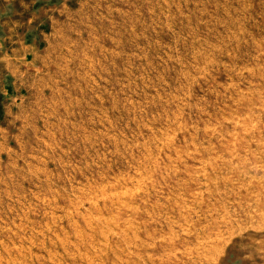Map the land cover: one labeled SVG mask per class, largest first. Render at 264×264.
<instances>
[{"label": "rangeland", "instance_id": "1", "mask_svg": "<svg viewBox=\"0 0 264 264\" xmlns=\"http://www.w3.org/2000/svg\"><path fill=\"white\" fill-rule=\"evenodd\" d=\"M0 264H264V0H0Z\"/></svg>", "mask_w": 264, "mask_h": 264}]
</instances>
